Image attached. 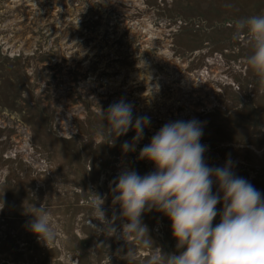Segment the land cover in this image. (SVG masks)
Listing matches in <instances>:
<instances>
[{
    "label": "rangeland",
    "instance_id": "obj_1",
    "mask_svg": "<svg viewBox=\"0 0 264 264\" xmlns=\"http://www.w3.org/2000/svg\"><path fill=\"white\" fill-rule=\"evenodd\" d=\"M257 13L264 0H0V264H128L129 248L144 264L150 249L135 236L90 225L89 202L102 196L119 230L114 180L154 170L139 150L170 121L203 122L208 164L230 157L264 193V82L246 35L233 37L235 20ZM121 98L151 119L128 153L134 131L110 144L99 116ZM33 204L49 210L53 241L28 230ZM142 219L176 251L165 215Z\"/></svg>",
    "mask_w": 264,
    "mask_h": 264
},
{
    "label": "clouds",
    "instance_id": "obj_2",
    "mask_svg": "<svg viewBox=\"0 0 264 264\" xmlns=\"http://www.w3.org/2000/svg\"><path fill=\"white\" fill-rule=\"evenodd\" d=\"M233 37H247L246 63L264 82V14L238 18ZM99 116L105 121L110 144L132 129V141L121 144L123 153L136 150L151 124L146 115H133V105L121 98ZM203 122L197 118L165 123L139 150L138 159L151 162L154 170L144 175L125 168L114 180L113 203L119 205L117 217H108L105 200L96 194L89 202L97 232L125 239L136 237L150 249L144 264H264V193L244 177L236 175L229 157L222 166L208 164L207 145L201 143ZM216 190L213 191V187ZM221 207L218 209L217 205ZM156 210L165 215L176 241V251L166 252L149 235L142 216ZM28 230L43 242L56 237L47 207L33 204L27 212ZM219 215V222L213 224ZM128 264L135 258L129 248L124 254Z\"/></svg>",
    "mask_w": 264,
    "mask_h": 264
}]
</instances>
